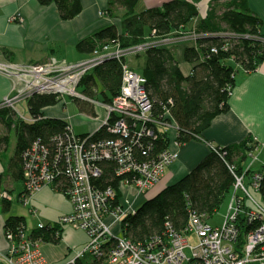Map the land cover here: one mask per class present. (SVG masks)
Masks as SVG:
<instances>
[{"label":"trees","instance_id":"trees-1","mask_svg":"<svg viewBox=\"0 0 264 264\" xmlns=\"http://www.w3.org/2000/svg\"><path fill=\"white\" fill-rule=\"evenodd\" d=\"M38 1L41 5L55 4L63 20L73 19L83 10L82 0ZM139 1L109 0L105 13L111 14L116 4L125 10L121 25L112 23L82 38L77 43L78 51L89 54L105 43L131 47L146 42L153 31L161 38L179 35L199 16L197 3L202 0H167L159 6L137 11ZM211 3L207 15L193 27L200 34L196 44L184 48V60L192 65L190 73H184L172 48L167 45H151L133 57L139 62L132 67L147 79L152 115L161 119L167 111L171 114L179 126L176 140L182 146L199 139L217 115L230 110L229 100L236 85L235 63L252 72L264 61L263 20L250 10L248 0H211ZM218 7L221 8L219 12ZM125 62L126 58H107L86 74L80 82L84 95L92 100L93 95H101L103 102L112 101L120 92ZM89 99L72 98L82 112L89 114V110L92 115H99ZM59 104L64 106L66 101L58 94L36 93L27 101L29 116L34 121L17 118L16 111L7 107L0 108V118L8 129L14 128L16 134V148L10 161L14 177L23 182L24 152L40 141L48 148V163L56 174L53 186L67 195L70 177L62 156V145L70 138L67 132L69 122L45 113L46 108ZM153 131V136L145 135L133 141L132 151L140 162L158 158L169 147V135H157L161 131L155 128ZM113 136L108 127L103 126L94 135L83 134L82 138L95 141ZM247 141L216 146L217 149H212L183 177L168 184L154 197L143 200L135 213L126 218L123 224L125 236L134 241H145L161 233L168 220L180 229L187 223L191 212L209 220L231 195L235 175L254 172L253 169L246 170L243 165L254 148ZM8 144V136L0 137V150L7 149ZM58 154L61 155L59 160L56 159ZM99 166V174H92L91 179L100 190L109 186L118 190L120 180L133 175H118L117 163L111 159L102 160ZM12 203L8 198H0V207L6 214L4 231L26 227L25 217L10 213ZM63 230L56 222L30 231L35 238L58 244L63 238Z\"/></svg>","mask_w":264,"mask_h":264},{"label":"built area","instance_id":"built-area-1","mask_svg":"<svg viewBox=\"0 0 264 264\" xmlns=\"http://www.w3.org/2000/svg\"><path fill=\"white\" fill-rule=\"evenodd\" d=\"M155 33L153 31L146 42L127 48L116 43L98 45L76 61L56 57L42 62L0 61V72L12 81L11 91L1 101L0 108L13 109L19 118L32 122V117L18 112L19 103L27 102L36 93H55L64 102L66 96L89 99L78 90L83 77L107 58H126L119 94L110 102L89 99L95 106H101L103 113H85L98 124L84 134L92 136L107 126L113 137L83 140V134H78L65 118L69 122L70 138L62 145V156L70 177L66 196L73 209L62 215L57 225L60 228L71 225L88 236V241L66 264H264V161L254 172L235 175L231 193L234 195L219 225H211L203 215L191 212L184 227L178 229L168 220L161 233L145 241H134L123 232L126 218L135 213L139 205L131 193L138 197L148 195L166 169L179 158L182 146L176 140L179 126L171 114L167 111L161 119L152 115L147 79L130 63V58L149 46L166 45L165 40L152 39ZM154 128L161 131L157 135H169V147L158 158L140 162L134 157L133 141L145 135L153 136ZM251 144L254 145L249 153L252 160L246 170L260 160L258 153L263 148L262 143ZM216 146L210 144L211 150L217 149ZM48 153L47 146L34 142L23 155L24 190L14 194L4 190L0 198L27 204L42 187L54 185L56 174L49 166ZM60 158L58 154L56 159ZM104 159L117 163L118 175L133 174L131 178L120 180L118 190L111 186L100 190L92 183L91 176L99 174V163ZM45 225L40 222L36 228ZM4 233L8 251L0 250V264H49L40 247L42 239L33 237L27 227Z\"/></svg>","mask_w":264,"mask_h":264},{"label":"crops","instance_id":"crops-1","mask_svg":"<svg viewBox=\"0 0 264 264\" xmlns=\"http://www.w3.org/2000/svg\"><path fill=\"white\" fill-rule=\"evenodd\" d=\"M165 1L167 0H140L136 10L159 6ZM82 4L83 10L79 15L70 20H63L55 4L41 5L38 0H0V50L3 53L0 61L42 62L50 57L76 61L86 57L87 54L78 51V41L112 23L120 26L125 10L116 4L111 14L105 13L109 8V0H82ZM211 4V0L197 3L199 16L179 35H170L165 42L172 48L185 74L190 73L192 65L184 60V48L196 44V39L192 36L193 27L207 15ZM248 5L250 10L263 20L261 33L264 35V0H248ZM220 9L217 8V12ZM235 67L236 85L229 100L230 110L217 115L203 132L201 139L192 140L180 147L179 158L166 169L161 181L148 195L143 196V200L154 197L168 184L196 167L211 151L210 144L222 146L248 140L247 143H262L264 153V61L252 72L246 71L237 63ZM11 88V79L0 72V103L10 93ZM53 116L67 118L62 114ZM12 156L13 154L7 159L0 157V191L7 189L12 193H21L24 185L21 178L17 179L13 175L10 167ZM261 166L262 163L258 169ZM141 202L139 200L137 203ZM25 207L33 217H37L41 209V218L31 229L41 221L56 223L62 215L70 213L73 209L68 197L57 191L53 185L42 187ZM10 213L15 214L12 211ZM16 215L25 217L28 225L24 214ZM5 218V213L0 216V250L4 253L8 251V241L4 233ZM78 231V234H84L83 239L75 237V231L71 232L66 226L60 243L42 245V252L49 264H66L74 257L76 250L88 241L86 233Z\"/></svg>","mask_w":264,"mask_h":264},{"label":"rangeland","instance_id":"rangeland-1","mask_svg":"<svg viewBox=\"0 0 264 264\" xmlns=\"http://www.w3.org/2000/svg\"><path fill=\"white\" fill-rule=\"evenodd\" d=\"M174 35L175 34H171ZM192 36L195 38L197 36H200V34L196 33L194 31V29L192 30ZM152 38H158L159 41L161 40H167L168 37L165 38H161V37H156L153 36ZM157 40V42H159ZM90 54V53H89ZM3 55V54H2ZM88 55V54H87ZM86 55V56H87ZM1 56V55H0ZM131 61V65L136 67V63L139 62V60H135V58H130ZM5 62H13L16 63L14 61H5ZM140 72V71H138ZM78 90L80 92H83V88L82 86H80L78 88ZM73 97L70 96H66L65 100H66V105L62 106L61 104L59 105H55V106H51L49 108H47V110L45 111L46 114H50V116L56 115V114H62V115H66L67 119L73 124L75 131L78 134H84V133H88L91 130H94L97 127V122L96 120H92L90 117V115L85 114L84 112H82V110L77 106V104L72 100ZM94 100L103 102V98L101 95H93L92 97ZM90 104V103H89ZM91 105V104H90ZM96 113H98L99 115L101 113H103V108L101 106L96 105ZM56 111V112H55ZM18 112H22L23 114H26V116L30 115L28 108H27V102L23 101L22 103L18 104ZM89 114H92V112H90L89 110L87 111ZM16 117L19 118L18 114L16 113ZM2 136H8L9 137V144H8V148L7 149H1L0 150V155L2 156L3 159H7V157H9L11 154H14L15 152V148H16V134H15V130L14 128L12 129H8L2 122H1V118H0V137ZM258 153V152H257ZM256 153V154H257ZM259 155V161L256 160L255 162L252 163L251 168L253 170H256L259 168V166L261 165L263 159H264V153L262 151V153H258ZM252 157H249V159H246V161H244L243 165L245 167V169H247L251 163ZM21 185V184H20ZM42 189V188H41ZM40 189V190H41ZM6 190V189H4ZM4 190H1L0 193ZM16 192V191H15ZM14 192V193H15ZM38 192V191H37ZM13 193V194H14ZM24 194V193H22ZM234 193L231 194L230 196L227 197V199L225 200L224 204L222 205L221 209L215 213L210 219H209V223L211 225H219L225 214L228 211V207H229V203H231V199L233 197ZM133 199L136 200V202H139V200L143 201V196L138 197L136 193H131L130 195ZM1 197V196H0ZM68 197V196H67ZM145 197V196H144ZM31 197L28 199L30 200ZM69 199V197H68ZM70 200V199H69ZM29 202V201H28ZM27 204H23L19 201L14 200L12 203V208L11 211L14 212L15 214H24L27 219H28V225L26 224V227L31 230V228L33 226H35L37 224V222H39L40 218H41V209H39V215L37 217H33L32 215H30V213L28 212ZM30 208V207H29ZM31 211V209H30ZM32 212V211H31ZM0 216H4V211L2 209V207H0ZM43 222V221H41ZM44 223H47L44 221ZM39 224V223H38ZM68 229H70V231L72 232L75 231V233H73V235L77 238H84V234L82 232L79 233L78 229L73 228L71 225L68 226ZM83 231V230H82ZM86 233V232H85ZM87 235V234H86ZM88 237V236H87ZM66 240V239H64ZM45 243H53V242H47L46 240H40V247L42 248V245H45ZM55 244V243H54Z\"/></svg>","mask_w":264,"mask_h":264},{"label":"water","instance_id":"water-1","mask_svg":"<svg viewBox=\"0 0 264 264\" xmlns=\"http://www.w3.org/2000/svg\"><path fill=\"white\" fill-rule=\"evenodd\" d=\"M220 7H218V9H219ZM148 199H150V198H148Z\"/></svg>","mask_w":264,"mask_h":264}]
</instances>
